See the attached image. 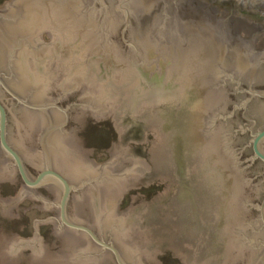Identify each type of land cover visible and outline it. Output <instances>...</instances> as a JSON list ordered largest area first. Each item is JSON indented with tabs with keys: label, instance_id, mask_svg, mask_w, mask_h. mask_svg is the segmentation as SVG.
Here are the masks:
<instances>
[{
	"label": "water",
	"instance_id": "95a60500",
	"mask_svg": "<svg viewBox=\"0 0 264 264\" xmlns=\"http://www.w3.org/2000/svg\"><path fill=\"white\" fill-rule=\"evenodd\" d=\"M84 110L120 125L107 162L64 130ZM0 154V181L24 182L12 202L39 186L55 194L64 239L48 251L37 229L0 237L1 264L24 247L40 264H160L143 236L158 223L177 230L185 264H264V0L5 1ZM154 166L175 189L120 210Z\"/></svg>",
	"mask_w": 264,
	"mask_h": 264
},
{
	"label": "rangeland",
	"instance_id": "374dc122",
	"mask_svg": "<svg viewBox=\"0 0 264 264\" xmlns=\"http://www.w3.org/2000/svg\"><path fill=\"white\" fill-rule=\"evenodd\" d=\"M9 0H0V6ZM64 130L74 134L80 152L90 161L107 162L116 153L122 134L118 121L109 114L93 110L74 111L64 121ZM6 158L0 154V165ZM24 187L20 177L0 181V237L25 238L37 229L41 242L48 251H56L64 244L60 233L54 232L56 211L51 208L54 193L43 186L33 188L25 197L12 202V195ZM175 189L170 174L152 167L135 183L127 187L119 198V209L128 210L142 204L155 203L164 192ZM143 236L152 242L160 264H185L177 250V230L169 223H158L145 229ZM37 248L24 247L19 264H40ZM143 264H156L154 259H143ZM1 264V262H0Z\"/></svg>",
	"mask_w": 264,
	"mask_h": 264
},
{
	"label": "flooded vegetation",
	"instance_id": "af4514ba",
	"mask_svg": "<svg viewBox=\"0 0 264 264\" xmlns=\"http://www.w3.org/2000/svg\"><path fill=\"white\" fill-rule=\"evenodd\" d=\"M206 6H210L214 10H216L218 13L221 14H228L231 15V9L228 5H210L209 3H204ZM249 22L253 23L254 25L258 26L260 23L257 22L256 20L249 19ZM262 161V160H261ZM264 163V161H262Z\"/></svg>",
	"mask_w": 264,
	"mask_h": 264
}]
</instances>
